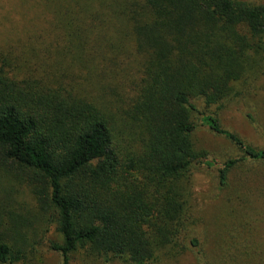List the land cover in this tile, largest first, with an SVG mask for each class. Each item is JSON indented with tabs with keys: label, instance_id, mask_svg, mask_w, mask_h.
<instances>
[{
	"label": "trees",
	"instance_id": "16d2710c",
	"mask_svg": "<svg viewBox=\"0 0 264 264\" xmlns=\"http://www.w3.org/2000/svg\"><path fill=\"white\" fill-rule=\"evenodd\" d=\"M263 76L264 0H0V264L51 227L63 264L182 253L190 170L218 167L222 188L264 162L217 114L201 125L242 156L198 151L192 101L224 108Z\"/></svg>",
	"mask_w": 264,
	"mask_h": 264
},
{
	"label": "rangeland",
	"instance_id": "374dc122",
	"mask_svg": "<svg viewBox=\"0 0 264 264\" xmlns=\"http://www.w3.org/2000/svg\"><path fill=\"white\" fill-rule=\"evenodd\" d=\"M238 88L243 96L224 108L207 107L202 100L192 101L198 111L195 114H201L195 116L196 149L207 152L219 165L242 155L232 143L201 125L202 114H217L224 129L256 149H264V76ZM189 176L192 210L181 239L185 249L159 264H264V162L249 160L238 164L222 188L218 167L208 170L195 166ZM28 198L25 193L23 199ZM53 241L61 242V237L51 227L35 255L19 264H63L61 254L50 249ZM192 241H197V246ZM69 264L122 263H105L80 250L70 256Z\"/></svg>",
	"mask_w": 264,
	"mask_h": 264
}]
</instances>
